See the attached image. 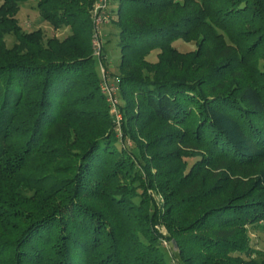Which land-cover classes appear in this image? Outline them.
I'll return each mask as SVG.
<instances>
[{
    "label": "trees",
    "instance_id": "1",
    "mask_svg": "<svg viewBox=\"0 0 264 264\" xmlns=\"http://www.w3.org/2000/svg\"><path fill=\"white\" fill-rule=\"evenodd\" d=\"M94 2H0V264H264V0H110L121 137Z\"/></svg>",
    "mask_w": 264,
    "mask_h": 264
},
{
    "label": "rangeland",
    "instance_id": "2",
    "mask_svg": "<svg viewBox=\"0 0 264 264\" xmlns=\"http://www.w3.org/2000/svg\"><path fill=\"white\" fill-rule=\"evenodd\" d=\"M16 17L19 25L23 30L30 31L39 28L42 30L45 38L52 36L63 38L68 33V31L65 29L53 31L47 23L41 22L39 20L37 11L35 9L34 2H27L25 4H22L20 6V10ZM103 34H104L103 51L106 59V67L108 68V72L112 76L114 73H116L117 66L119 63V47L117 43V32L110 29L109 27H105L103 29ZM5 42L6 45L9 47L13 44L14 39L8 36L5 38ZM175 46L180 52L192 51L194 49V44L192 43L187 44L180 40L175 42ZM147 60L150 62L155 61V53L149 54ZM112 77H114V75ZM162 235L164 236L166 235L165 230L162 231ZM249 237H250V245L255 252L252 254L250 258L255 260L257 263H260L264 259V223H262L261 228L258 230L257 228L256 230L250 228ZM166 243L168 245L166 246V248L170 250L171 249L170 244H168V242ZM166 252L165 255L168 256L169 254L168 252L167 253Z\"/></svg>",
    "mask_w": 264,
    "mask_h": 264
},
{
    "label": "built area",
    "instance_id": "3",
    "mask_svg": "<svg viewBox=\"0 0 264 264\" xmlns=\"http://www.w3.org/2000/svg\"><path fill=\"white\" fill-rule=\"evenodd\" d=\"M109 2L110 0H95L91 9V18L93 22L91 45L93 49V56L97 59V66L100 75L99 89L101 94L104 96L105 101L108 105L109 115L115 126V131L118 137H121V121L122 114L119 109L118 99V88L116 82H114L105 72L101 62L100 55L102 49L103 33L102 28L110 20L109 13ZM129 145V143H127ZM163 229H161L162 233ZM163 247L166 248L167 243L163 241ZM168 249V248H166Z\"/></svg>",
    "mask_w": 264,
    "mask_h": 264
},
{
    "label": "water",
    "instance_id": "4",
    "mask_svg": "<svg viewBox=\"0 0 264 264\" xmlns=\"http://www.w3.org/2000/svg\"><path fill=\"white\" fill-rule=\"evenodd\" d=\"M172 244H173V245H172V246H173V250L176 251V246H175V244H174L173 241H172Z\"/></svg>",
    "mask_w": 264,
    "mask_h": 264
}]
</instances>
